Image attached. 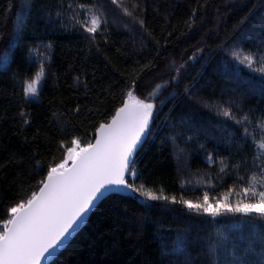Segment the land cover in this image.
<instances>
[{
  "label": "trees",
  "instance_id": "1",
  "mask_svg": "<svg viewBox=\"0 0 264 264\" xmlns=\"http://www.w3.org/2000/svg\"><path fill=\"white\" fill-rule=\"evenodd\" d=\"M61 2L0 0V229L6 209L38 190L46 171L37 166L46 170L58 162L72 139L81 146L92 142L129 90L141 99L157 94L151 134L137 157V187L196 202L205 191L214 198L247 185L259 169L257 158L264 157V131L256 127L264 88L231 49L261 48L264 0H63L60 9ZM69 3L103 13V34L91 40L65 27ZM29 7L27 23L16 28ZM14 33L20 38L14 40ZM181 64L172 86L157 89ZM41 66L38 95L25 97V81ZM218 105L237 116L248 112L253 135L243 140V128L224 123ZM237 223L240 228L232 230ZM253 223L214 221L179 203L146 202L138 194L112 195L49 264H185L186 257L207 264L208 237L216 229L230 230L241 249L251 241L249 256L258 259L261 222ZM177 234L187 244L185 255L163 251Z\"/></svg>",
  "mask_w": 264,
  "mask_h": 264
},
{
  "label": "snow or ice",
  "instance_id": "2",
  "mask_svg": "<svg viewBox=\"0 0 264 264\" xmlns=\"http://www.w3.org/2000/svg\"><path fill=\"white\" fill-rule=\"evenodd\" d=\"M111 2L117 4V0ZM59 8L63 9V0ZM68 11L70 15L65 27L78 28L91 40H95L96 34H103L102 29L107 21L103 13L94 9V6H73L69 3ZM123 11L126 15L132 14L126 8ZM30 12L29 7V12L15 25L16 28L23 29ZM81 14L83 19L80 18ZM57 15L62 17L64 13L58 10ZM140 23L143 26V21ZM19 38V34L14 33L13 39ZM10 45L15 47L11 41ZM231 55L251 73L258 74V83L264 88V40H261V48L256 52L245 53L239 45H233ZM7 62L6 53L5 64ZM183 67V64L176 67V75L171 80L157 84L156 88L171 87L172 81L178 79ZM43 75L41 66L35 73V78L25 81V97L38 95V85ZM188 91L186 88L185 92ZM156 95L150 93L148 97L141 99L133 91H127V98L115 109V114L96 128L95 143L89 141L81 146L79 140L72 139L73 146L67 147L66 153L58 162L54 161L46 170L37 166L38 171H46V175L37 182L38 190L31 191L26 199H21L6 209L8 218L0 229V264H43L79 229L98 201L125 191L138 194L146 202L179 203L189 211L210 217L214 221L218 217H235L238 221L249 222L253 227V222H261L258 259H251L249 256L252 242L249 241L241 249L239 242L228 229H216L208 237L204 255L207 264H264V157L257 158L260 159L259 169L249 178L246 186L238 191L230 187L226 194L214 198L205 191L196 202L183 196L177 200L176 196L169 198L162 192L146 189L143 185L136 186V180L140 176L137 157L146 142L145 138L151 134L156 110L152 101ZM217 109V115L224 118V123L231 121L233 125L243 128V140L253 135L249 132L248 125L252 124V119L248 112L237 116L231 107L218 105ZM256 127L264 131V113L256 118ZM242 163L246 164L247 161ZM230 228L239 229L240 224H232ZM163 251L172 255H185L187 244L177 234L170 246L164 245ZM185 264H192V260L186 257Z\"/></svg>",
  "mask_w": 264,
  "mask_h": 264
},
{
  "label": "water",
  "instance_id": "3",
  "mask_svg": "<svg viewBox=\"0 0 264 264\" xmlns=\"http://www.w3.org/2000/svg\"><path fill=\"white\" fill-rule=\"evenodd\" d=\"M115 114V113H114ZM95 135H96V132H95ZM92 143H95V137L92 141ZM122 195H132L131 192H128V191H125L124 193H122ZM100 203V201L97 202L96 206ZM96 207H94L92 209V211L95 209ZM92 211L89 213V215L87 216V218L85 219L84 223L79 227V229H77V231L72 235V237L64 244V246L56 253L54 254L53 256H50L48 257L47 261L46 262H43V264H49L69 243L70 241L73 239V237L77 234V232L86 224L90 214L92 213Z\"/></svg>",
  "mask_w": 264,
  "mask_h": 264
},
{
  "label": "rangeland",
  "instance_id": "4",
  "mask_svg": "<svg viewBox=\"0 0 264 264\" xmlns=\"http://www.w3.org/2000/svg\"><path fill=\"white\" fill-rule=\"evenodd\" d=\"M117 1H120V0H117ZM33 78H35V76H34ZM33 78H32V79H33ZM38 87H39V85H38ZM29 97H36V95H35V96H33V95H29Z\"/></svg>",
  "mask_w": 264,
  "mask_h": 264
}]
</instances>
